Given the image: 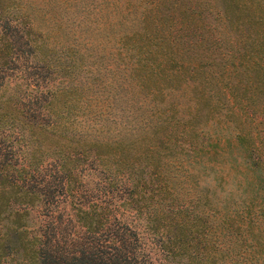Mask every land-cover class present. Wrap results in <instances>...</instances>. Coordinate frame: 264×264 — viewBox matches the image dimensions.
Here are the masks:
<instances>
[{"label": "trees", "instance_id": "16d2710c", "mask_svg": "<svg viewBox=\"0 0 264 264\" xmlns=\"http://www.w3.org/2000/svg\"><path fill=\"white\" fill-rule=\"evenodd\" d=\"M222 2L234 33L220 58L230 61L204 77L195 111L225 109L249 174L243 194L220 196L211 214L179 199L163 164L175 148L216 154L219 140L170 119L153 141L92 135L77 96L24 74L42 38L29 20L18 29L0 0V264H264V0Z\"/></svg>", "mask_w": 264, "mask_h": 264}, {"label": "rangeland", "instance_id": "374dc122", "mask_svg": "<svg viewBox=\"0 0 264 264\" xmlns=\"http://www.w3.org/2000/svg\"><path fill=\"white\" fill-rule=\"evenodd\" d=\"M4 3L2 14L11 17L18 29L29 20L31 36L42 38L24 74L40 73L47 86L77 96L75 110L80 118L87 117L81 121L83 129L97 127L91 134L103 141L116 134L122 139L153 141L162 119L179 126L194 123L201 136L219 140L221 149L193 158L175 148L169 166L163 158L179 199L196 211L205 208L214 214L220 196L234 201L243 194L244 176L249 173L245 153L236 144L234 124L222 114L225 109L211 102L195 111L207 90L204 77H214L213 69L220 67V61H230V54L220 58L234 33L222 13V0ZM221 38L225 42L220 44ZM15 89L11 83L9 90L14 93ZM169 153L167 146L160 150L161 157Z\"/></svg>", "mask_w": 264, "mask_h": 264}]
</instances>
